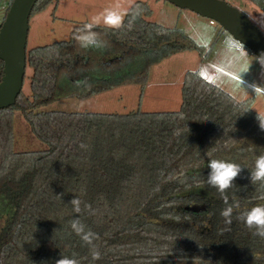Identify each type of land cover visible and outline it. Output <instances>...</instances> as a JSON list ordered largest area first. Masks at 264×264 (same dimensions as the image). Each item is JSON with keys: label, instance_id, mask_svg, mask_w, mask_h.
I'll return each instance as SVG.
<instances>
[{"label": "trees", "instance_id": "16d2710c", "mask_svg": "<svg viewBox=\"0 0 264 264\" xmlns=\"http://www.w3.org/2000/svg\"><path fill=\"white\" fill-rule=\"evenodd\" d=\"M250 1L264 11V0ZM58 3L39 0L32 16ZM151 15L138 1L118 28L77 26L71 40L28 50L31 93L22 90L15 105L0 110V264H56L62 257L78 264H264V238L238 219L264 205V186L250 180L264 153L252 99L238 100L195 71L186 75L179 111L42 109L121 85L145 87L150 64L143 53L205 52ZM88 30L121 53L81 44ZM132 66L134 74L115 76ZM2 73L0 60V81ZM17 111L47 149H15ZM212 159L242 169L223 194L207 183ZM226 207L230 224L221 216Z\"/></svg>", "mask_w": 264, "mask_h": 264}, {"label": "rangeland", "instance_id": "374dc122", "mask_svg": "<svg viewBox=\"0 0 264 264\" xmlns=\"http://www.w3.org/2000/svg\"><path fill=\"white\" fill-rule=\"evenodd\" d=\"M146 2L152 9L151 21L166 27H177L196 44L205 48L198 51H181L164 56V49L143 53L145 65L150 64L148 83L117 86L112 90L99 93L89 99L63 98L45 106L44 110L65 112H95L128 114L133 111L145 112L179 111L183 103V84L189 72L198 71L209 81L229 92L236 99L253 100V109L264 113V94L256 95L248 84L255 82L264 87V67L256 55L245 45L237 41L218 22L199 14L181 9L165 0H60L57 8L50 5L36 13L30 19V32L27 49L50 45L59 41L71 40L76 27L88 24L108 26L103 17L112 11L123 16L124 22L129 9L134 3ZM240 9L264 33V11L250 0H225ZM9 6L8 0H0V25ZM78 27V28H79ZM110 27V26H109ZM94 40L87 45L90 50L108 49L120 52L121 48L111 47L97 31ZM81 44H84L81 41ZM124 52V51H123ZM247 52V55L245 53ZM132 54V53H131ZM133 55V54H132ZM136 54L131 56L134 60ZM141 59V56H140ZM131 63L126 65L129 67ZM134 67L119 74H134ZM33 69L27 66L23 92L31 93V76ZM114 76V77H115ZM245 83L242 84L241 81ZM48 145L42 142L32 131L29 122L21 111L15 116V149L17 151L45 150Z\"/></svg>", "mask_w": 264, "mask_h": 264}, {"label": "water", "instance_id": "95a60500", "mask_svg": "<svg viewBox=\"0 0 264 264\" xmlns=\"http://www.w3.org/2000/svg\"><path fill=\"white\" fill-rule=\"evenodd\" d=\"M39 0H13L0 25V110L13 106L23 90L28 66L30 19ZM181 9L218 22L256 56L264 53V33L237 7L225 0H165Z\"/></svg>", "mask_w": 264, "mask_h": 264}, {"label": "clouds", "instance_id": "9594fccd", "mask_svg": "<svg viewBox=\"0 0 264 264\" xmlns=\"http://www.w3.org/2000/svg\"><path fill=\"white\" fill-rule=\"evenodd\" d=\"M104 23L110 27L118 28L122 24L123 16L116 12L109 11L103 17ZM86 28H92V24H88L85 26ZM95 38V34L89 32L87 35H83L78 37L81 41L84 42L85 46L90 44ZM247 55V52L245 53ZM258 62L264 67V53H261L259 56H256ZM242 84L245 82L242 80ZM248 88L252 90L253 93L256 95L264 94V87L252 82L251 84L247 85ZM257 120L259 122V127L261 130H264V113L257 112ZM208 167L211 169L207 183L215 187L221 194L225 192L226 189L232 186V182L238 177L240 172L242 171L241 167L233 162H228L224 160H217L212 159L210 160ZM250 180L253 184L260 182L262 186H264V153L257 156L254 161V167L250 173ZM264 199V196H261ZM225 203L227 202V197H223ZM81 201L78 198H73L71 204L74 206V211H80ZM231 213L232 208L226 207L221 211V216L226 218L227 223H231ZM238 219H243L245 226L253 231V234L264 238V205H259L252 207L250 210L241 214ZM73 228L77 231V234H80L82 231L81 227H77V222L72 221ZM82 239L87 242L91 243L89 240L88 235H84ZM94 259L99 258V253L93 254ZM56 264H78L75 259L69 257H62L59 259Z\"/></svg>", "mask_w": 264, "mask_h": 264}, {"label": "crops", "instance_id": "0c3cea01", "mask_svg": "<svg viewBox=\"0 0 264 264\" xmlns=\"http://www.w3.org/2000/svg\"><path fill=\"white\" fill-rule=\"evenodd\" d=\"M9 1V0H8ZM68 1H70V0H66V3L68 4ZM71 1H77V0H71ZM59 2H60V0H59ZM59 4V3H58ZM69 5V4H68ZM98 95V94H97ZM97 95H95V96H97Z\"/></svg>", "mask_w": 264, "mask_h": 264}]
</instances>
